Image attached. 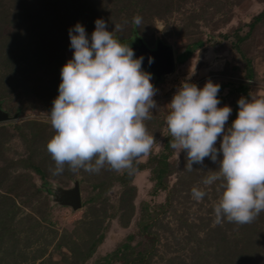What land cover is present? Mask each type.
<instances>
[{
  "label": "rangeland",
  "instance_id": "1",
  "mask_svg": "<svg viewBox=\"0 0 264 264\" xmlns=\"http://www.w3.org/2000/svg\"><path fill=\"white\" fill-rule=\"evenodd\" d=\"M263 9L264 0H0V109L8 114L0 121V264H264V211L244 225L214 222L223 181L203 180L218 171V162L205 158L188 171L186 152L170 148L164 188L154 176L172 138L168 105L183 83L220 85L218 107L232 109L225 131L237 118L240 87H247L249 101L264 99V20L249 26ZM135 16L141 25L133 24ZM97 19L110 32L120 24L122 31L113 33L118 40L134 29L151 50L163 44L174 52V73L150 81L157 108L144 123L158 144L133 161L132 175L108 165L99 173L65 165L54 175L49 115L61 69L73 58L69 29L79 23L90 39ZM198 42L202 47L177 62ZM29 161L43 169L44 179ZM75 181L77 211L53 200L57 187ZM194 187L205 192L201 200L193 197Z\"/></svg>",
  "mask_w": 264,
  "mask_h": 264
},
{
  "label": "clouds",
  "instance_id": "2",
  "mask_svg": "<svg viewBox=\"0 0 264 264\" xmlns=\"http://www.w3.org/2000/svg\"><path fill=\"white\" fill-rule=\"evenodd\" d=\"M132 22L139 26L142 17ZM106 29L103 19L95 21L90 39L79 23L69 29L73 58L61 69L59 95L49 115L55 135L47 151L56 165L54 175L65 165L73 172L89 173L108 165L109 170L132 175L133 161L148 156L158 144L144 123L157 108L152 74L143 70V56L134 58L131 46L114 38V31H122L120 24L114 31ZM153 62L149 57V64ZM219 91L220 85L210 80L202 89L187 82L181 85L168 105L169 144L178 155L186 152L188 171H193V164L203 165L205 158L218 162V171L203 180L205 185L223 181L214 222L226 218L244 225L264 211V99L241 97L237 118L225 131L232 109L218 107ZM192 195L201 200L205 192L194 187Z\"/></svg>",
  "mask_w": 264,
  "mask_h": 264
},
{
  "label": "water",
  "instance_id": "3",
  "mask_svg": "<svg viewBox=\"0 0 264 264\" xmlns=\"http://www.w3.org/2000/svg\"><path fill=\"white\" fill-rule=\"evenodd\" d=\"M135 53L134 58L144 57L142 68L155 78L156 82L175 71V55L173 50L166 45L159 44L154 50L148 48L144 43L131 47ZM149 57L153 63L149 64ZM8 119V114L0 109V121ZM53 200L61 206H68L73 211L81 209V195L79 183L74 182L71 188L57 187L54 191Z\"/></svg>",
  "mask_w": 264,
  "mask_h": 264
},
{
  "label": "trees",
  "instance_id": "4",
  "mask_svg": "<svg viewBox=\"0 0 264 264\" xmlns=\"http://www.w3.org/2000/svg\"><path fill=\"white\" fill-rule=\"evenodd\" d=\"M264 20V9L255 17H253V19L251 20L249 26L252 28L254 27L257 23H260L261 21ZM132 36L129 39H124V40H119L120 43L122 44H126L129 45L131 47L133 46H138L140 43H143V41L141 40L140 36L136 33V31L133 29L132 31ZM242 41V38L237 36V42L235 43V48L238 50V44L239 42ZM202 42H198L195 45H191L188 47L186 53L179 55L178 56V60L177 62L182 63L184 60H186L189 56L190 53L195 50L198 47H202ZM247 66H248V70H247V78L250 80L253 77V69L251 67V63L250 61H247ZM239 91L241 92V94H243V97L248 98V89L246 86H242L239 88ZM172 138H167L164 144V149L165 152L162 153L158 159H157V164L158 167L155 169L154 171V176H155V180L157 181V185L159 186V188H164L161 180L162 178L166 175L167 173V168H168V159L171 156V147L169 144V141ZM28 168L38 177H40V179H44V171L43 169L38 166L36 163H33L32 161L28 162Z\"/></svg>",
  "mask_w": 264,
  "mask_h": 264
}]
</instances>
